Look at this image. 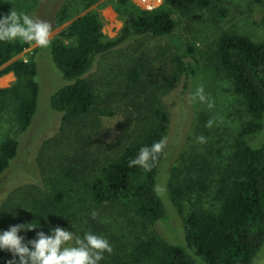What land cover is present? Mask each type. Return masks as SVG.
Listing matches in <instances>:
<instances>
[{
    "label": "rangeland",
    "instance_id": "374dc122",
    "mask_svg": "<svg viewBox=\"0 0 264 264\" xmlns=\"http://www.w3.org/2000/svg\"><path fill=\"white\" fill-rule=\"evenodd\" d=\"M127 1L146 11L163 7L164 3ZM118 3L119 0H0V16L13 9L46 21L51 25L52 41L74 20L92 14L99 21L104 39L115 40L124 22ZM221 7L228 10L225 19L217 17L216 9ZM168 10L175 23L171 34L130 40L96 60L84 78L96 105L74 118L64 120L48 107L50 96L65 81L46 53L36 52L38 48L28 44V49L0 68V88H12L16 76L1 73L14 61L27 63L34 55L39 85L36 114L26 132L17 122L18 100L12 94L5 98L0 111V145L6 139L19 145L18 156L0 181V231L17 224L36 225L37 215L41 214L46 234L50 227L59 226L81 237L92 232L107 238L112 252H105L99 264H134L142 244H173L177 234L182 236L188 214L219 210L213 191L250 117L218 65L216 43L222 34L263 42L264 0H211L208 9L189 15ZM179 59L190 63L194 70L186 83L176 69ZM131 74L138 78L133 79ZM200 87L203 101L195 95ZM24 88L21 91L27 96ZM155 110L166 116L163 122L167 127V149L160 193L169 224L143 220L129 207L97 205L88 189L104 167L143 138V132L158 119ZM261 141L262 134H258L248 139V144L255 147ZM195 158L208 162V190L187 193L180 201L183 207L179 213L170 201L167 182L175 167ZM58 195L62 196L58 204L51 205ZM30 232L33 230L19 235L25 238ZM254 264H264V246Z\"/></svg>",
    "mask_w": 264,
    "mask_h": 264
},
{
    "label": "trees",
    "instance_id": "16d2710c",
    "mask_svg": "<svg viewBox=\"0 0 264 264\" xmlns=\"http://www.w3.org/2000/svg\"><path fill=\"white\" fill-rule=\"evenodd\" d=\"M163 2V7L146 11L128 4L127 0H119L118 13L124 16V22L115 40L104 39L96 16L87 14L62 30L48 48H38L36 52L50 56L65 81L50 96L48 107L61 114L64 120L87 113L95 107L96 98L84 78L99 57L136 38H161L171 34L175 23L168 9L189 15L211 5V0ZM216 14L225 19L228 10L217 8ZM26 49L28 44L23 41L0 42V68ZM215 55L250 117L219 173L213 191L219 210L216 213L188 214L183 221L182 236L177 234L173 244H142L135 253L134 264H254L264 246V41L254 43L246 37L222 34L217 40ZM176 69L185 83L194 75L193 67L183 59L176 61ZM10 72L16 76V84L12 88H0V111L5 98L12 94L18 100L17 122L21 131L26 132L38 105L39 85L34 55L27 63L14 61L1 74ZM131 76L138 78L137 74ZM155 114L158 119L143 132V138L125 148L117 160L104 167L88 189L97 205L129 207L143 220L169 224L168 210L160 193L167 148L159 154L151 170L128 166L141 147L165 138L167 127L163 121L166 116L161 110H155ZM258 134H262V141L255 147L250 146L248 139ZM18 146V142L12 139L1 143L0 181L18 156ZM207 165L204 159L195 158L173 169L167 191L179 213L183 207L180 201L187 193H206L208 190L210 173ZM61 197L58 195L51 205L56 206ZM35 223L40 227L25 236V241L35 238L38 231L46 233L44 215L38 214ZM10 259L9 252L0 251V264H6Z\"/></svg>",
    "mask_w": 264,
    "mask_h": 264
},
{
    "label": "clouds",
    "instance_id": "9594fccd",
    "mask_svg": "<svg viewBox=\"0 0 264 264\" xmlns=\"http://www.w3.org/2000/svg\"><path fill=\"white\" fill-rule=\"evenodd\" d=\"M50 33L51 25L48 22L28 14L11 9L7 15L0 16V42L22 40L46 49L51 43ZM195 95L203 101V87L198 88ZM198 140L203 142L204 138L198 137ZM166 144V138H161L141 147L136 156L129 160L128 166L151 170ZM38 227L32 223L17 224L0 231V251H7L12 256L6 264H99L105 252H112L108 239L92 232H86L81 237L74 231L53 226L48 234L38 231L35 238L27 241L19 235L22 231H32Z\"/></svg>",
    "mask_w": 264,
    "mask_h": 264
}]
</instances>
